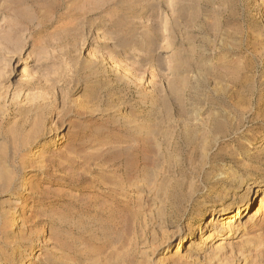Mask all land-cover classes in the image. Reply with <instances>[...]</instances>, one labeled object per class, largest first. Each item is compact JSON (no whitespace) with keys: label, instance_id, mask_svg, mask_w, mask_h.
I'll return each instance as SVG.
<instances>
[{"label":"rangeland","instance_id":"rangeland-1","mask_svg":"<svg viewBox=\"0 0 264 264\" xmlns=\"http://www.w3.org/2000/svg\"><path fill=\"white\" fill-rule=\"evenodd\" d=\"M262 193L264 0H0V264H264Z\"/></svg>","mask_w":264,"mask_h":264},{"label":"bare ground","instance_id":"bare-ground-1","mask_svg":"<svg viewBox=\"0 0 264 264\" xmlns=\"http://www.w3.org/2000/svg\"><path fill=\"white\" fill-rule=\"evenodd\" d=\"M256 186L257 185H254V187H256ZM249 193H251V196L248 199L246 198L244 200V202H242V207H245L242 209V212H244L249 207V205H251V203L253 202V197L256 195V193H254V191H253V189H251V187L249 188L248 195H249ZM248 195H247V197H248ZM255 201L257 202V207L250 214L248 221H246L244 223V229H245V227H249L250 232H252L256 226L261 227L264 225V193L260 194L256 198ZM242 207L237 208V212H236L237 215L235 214L236 219H234V220H232V218L231 219L230 218L225 219V218L221 217L225 213H227L228 208H224V209L218 211L216 213V216H214V218L212 220H210L208 222V224L206 225V227L213 225V229L210 232H208L209 234H207V236H205V234L202 236V242L206 243V245H209L211 243V241H213L216 238V236L222 235V234H219L217 232V229L219 227L221 229L220 230L221 233H223V231H225V230H229L231 232V234L233 235L235 233V231H237L240 228L239 224L236 225L235 222H238L237 220L240 221L242 219L240 217L242 214V212H241ZM220 220H221V223L219 224L218 221H220ZM225 238H229V235H227ZM223 248L225 249V247H223ZM178 250L179 249H176L174 251V253H177ZM169 261L172 264H180L178 257H171L169 259Z\"/></svg>","mask_w":264,"mask_h":264}]
</instances>
